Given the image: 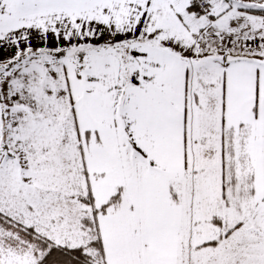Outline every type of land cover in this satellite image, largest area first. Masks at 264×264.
<instances>
[{"label": "snow or ice", "instance_id": "6c2138e0", "mask_svg": "<svg viewBox=\"0 0 264 264\" xmlns=\"http://www.w3.org/2000/svg\"><path fill=\"white\" fill-rule=\"evenodd\" d=\"M0 264H264V0H0Z\"/></svg>", "mask_w": 264, "mask_h": 264}]
</instances>
